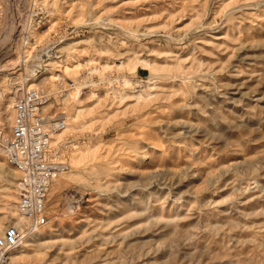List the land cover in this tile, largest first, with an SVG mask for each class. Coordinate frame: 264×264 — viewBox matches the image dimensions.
Segmentation results:
<instances>
[{"label": "rangeland", "instance_id": "1", "mask_svg": "<svg viewBox=\"0 0 264 264\" xmlns=\"http://www.w3.org/2000/svg\"><path fill=\"white\" fill-rule=\"evenodd\" d=\"M54 45L60 78L38 82ZM33 82L67 117L69 167L37 230L54 241L31 232L14 259L264 264V0H0L5 106ZM18 182L0 152V233L27 222Z\"/></svg>", "mask_w": 264, "mask_h": 264}, {"label": "built area", "instance_id": "2", "mask_svg": "<svg viewBox=\"0 0 264 264\" xmlns=\"http://www.w3.org/2000/svg\"><path fill=\"white\" fill-rule=\"evenodd\" d=\"M15 90L14 116L8 121V93L0 87V152L19 174L17 209L27 222L9 223L0 233V264H23L13 258V252L27 234L49 222L48 195L54 179L67 165L56 159L52 145L55 136L67 128L66 115L53 111L49 94L41 86Z\"/></svg>", "mask_w": 264, "mask_h": 264}, {"label": "bare ground", "instance_id": "3", "mask_svg": "<svg viewBox=\"0 0 264 264\" xmlns=\"http://www.w3.org/2000/svg\"><path fill=\"white\" fill-rule=\"evenodd\" d=\"M41 20L43 19V17L41 16V17H39ZM22 32H23V29H21L20 30V32H19V34H22ZM55 46L56 45H54V46H51V47H49V48H47L46 50H44L43 51V53L41 54V57L43 58V61L42 62H44L41 66H38V73H40V74H36L37 75V77L36 78H41L38 82H43V81H46V80H52V81H55V80H57V79H59L60 78V75H56V74H51V75H46L45 73L47 72V71H49L50 69H52V66H53V64H55L57 61H59V60H62L63 59V56H64V54H63V50L61 49V48H56L55 49ZM4 68H5V66H7V64H5V65H2ZM20 66V65H19ZM67 67V66H66ZM21 70V66H20V68L19 69H17V70H12V71H10L9 73L10 74H12V76L11 77H13V78H19V77H21L22 76V73L20 72L19 73V71ZM18 74V75H17ZM64 76H62V78H63ZM30 78H32V77H29L28 79H30ZM34 78V77H33ZM30 84V83H29ZM37 83H31L30 85L31 86H34V85H36ZM15 88V87H14ZM17 88V87H16ZM77 91H81V88H78L77 89ZM76 90H71V92H69V95L70 94H74V93H76L77 92ZM141 91V90H140ZM150 91V90H149ZM94 92V91H93ZM137 93V94H136ZM135 93V95H136V97H142L143 96V93L142 92H136ZM148 94H150L149 92H148ZM16 96H17V92H16V90L14 91V95L13 96H11L10 97V99L8 100V102H7V104H6V106H5V113H6V118H8V120H12L13 119V116H14V105H15V101H16ZM52 97V96H51ZM124 97V95L123 94H121L120 95V98H123ZM66 99V98H65ZM80 111V110H79ZM65 114V113H64ZM64 132V130L63 131H61L60 133H58V134H62ZM56 148H57V146H56ZM73 152V151H72ZM62 154V153H61ZM58 155V154H57ZM60 155V154H59ZM61 157V156H60ZM56 159H58L59 160V158L57 157ZM2 161V160H1ZM65 162V161H64ZM66 163H67V161H66ZM74 165H76V164H74ZM64 167V166H63ZM65 167L66 168H68L69 166L68 165H65ZM15 171H16V169H15ZM24 218V217H23ZM25 220H27L26 218H24ZM37 231V230H36ZM37 234V240H38V242L37 243H39V244H41V243H44V242H52V241H54V240H52L51 238H48V236H46V235H43V233L42 232H40V231H37L36 232ZM42 239V240H41ZM31 243V242H30ZM34 243V242H33ZM26 245H31V244H26ZM20 247V246H19ZM18 251V250H17ZM14 253V252H13ZM41 254H43V253H41ZM28 256V257H31V255L32 254H27V253H25L24 252V250H21V253L19 252H15V254H13V257L14 258H19L20 256Z\"/></svg>", "mask_w": 264, "mask_h": 264}]
</instances>
